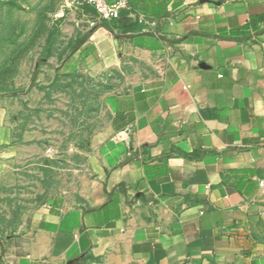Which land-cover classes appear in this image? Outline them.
<instances>
[{"label":"crops","instance_id":"obj_1","mask_svg":"<svg viewBox=\"0 0 264 264\" xmlns=\"http://www.w3.org/2000/svg\"><path fill=\"white\" fill-rule=\"evenodd\" d=\"M165 2L150 29L73 12L87 36L61 71L128 81L108 92L79 182L0 239V264H264V0ZM7 101L0 195L46 155L18 142Z\"/></svg>","mask_w":264,"mask_h":264},{"label":"rangeland","instance_id":"obj_2","mask_svg":"<svg viewBox=\"0 0 264 264\" xmlns=\"http://www.w3.org/2000/svg\"><path fill=\"white\" fill-rule=\"evenodd\" d=\"M68 3L0 0V99L8 100L18 142H39L46 154L28 162L22 180L0 195V239L21 233L37 205L79 182L80 151L110 120L108 92L128 81L117 69L61 71L87 36L81 14L72 17L79 10Z\"/></svg>","mask_w":264,"mask_h":264},{"label":"built area","instance_id":"obj_3","mask_svg":"<svg viewBox=\"0 0 264 264\" xmlns=\"http://www.w3.org/2000/svg\"><path fill=\"white\" fill-rule=\"evenodd\" d=\"M129 0H69V5L81 12H86L90 8L100 21L113 22L118 20L121 15H131L136 18L144 27L150 29L151 20L144 14L132 9L128 3ZM155 35V30H150ZM258 185L264 190V177L258 180Z\"/></svg>","mask_w":264,"mask_h":264},{"label":"trees","instance_id":"obj_4","mask_svg":"<svg viewBox=\"0 0 264 264\" xmlns=\"http://www.w3.org/2000/svg\"><path fill=\"white\" fill-rule=\"evenodd\" d=\"M128 3L132 9L139 11L149 19L158 18L161 14H165L166 12L165 0H161L160 2L152 6H149V4L146 3V0H129ZM101 23L105 24L108 27H111V29L118 28L122 30L133 28L136 25L140 27L143 26L142 23H140L137 19L135 20V22L127 26H122L118 20H115L113 22L101 21ZM47 52L50 53V46H48Z\"/></svg>","mask_w":264,"mask_h":264},{"label":"water","instance_id":"obj_5","mask_svg":"<svg viewBox=\"0 0 264 264\" xmlns=\"http://www.w3.org/2000/svg\"><path fill=\"white\" fill-rule=\"evenodd\" d=\"M118 21L120 22L122 26H127L134 22V17L131 15H121L118 18Z\"/></svg>","mask_w":264,"mask_h":264}]
</instances>
